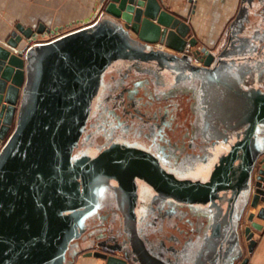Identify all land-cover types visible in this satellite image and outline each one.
Instances as JSON below:
<instances>
[{
    "label": "water",
    "instance_id": "1",
    "mask_svg": "<svg viewBox=\"0 0 264 264\" xmlns=\"http://www.w3.org/2000/svg\"><path fill=\"white\" fill-rule=\"evenodd\" d=\"M93 18L63 34L58 27L17 23L0 45V264H72L73 241L85 230L97 187L109 180L132 205L142 181L164 200L212 208L216 220L204 239L209 254L204 259L200 251L193 264H225L240 256V236L251 252L254 233L263 227L254 219L264 221V90L241 91L238 116L249 114L247 133L226 140L228 149L207 180L178 178L152 154L119 144L95 157L73 154L104 75L115 63L169 69L183 62L192 74L217 83L226 73L250 68L244 58L201 48L195 55L202 66L193 64L185 51L197 40L162 0H107ZM45 32L53 37L41 42ZM226 114L221 120H229ZM244 200V207L237 206ZM247 205L257 212L240 230ZM127 217L137 227L133 207ZM127 234L128 247L102 242L83 256L102 264H175L153 258L139 233L138 246ZM248 262L245 257L239 264Z\"/></svg>",
    "mask_w": 264,
    "mask_h": 264
},
{
    "label": "flooded vegetation",
    "instance_id": "2",
    "mask_svg": "<svg viewBox=\"0 0 264 264\" xmlns=\"http://www.w3.org/2000/svg\"><path fill=\"white\" fill-rule=\"evenodd\" d=\"M201 48L208 49L215 56L226 52L223 48V50L219 51L207 48L206 46H200V49ZM196 50H199L197 49V46L191 48V50L186 53L187 56L191 58L192 63L195 60L197 61V56L195 55ZM120 63L121 62L115 63L104 75L102 85L94 98L86 128L80 138L78 146L74 150L73 154L75 158H80L85 155L95 157L102 151L120 143L119 145H123L125 147L141 149L148 153L152 152L150 154L156 157L158 161L160 160L159 163L162 168L177 176L176 172H178L180 168H192L197 164L206 165L211 159L210 155H214L217 147H228L226 142L227 139H225L222 132L224 131V124L220 123L222 126H219L217 121H220L222 116L227 113V109L231 114L236 117L238 116L239 105L243 103L241 95L242 90L249 91L252 88L264 90V68L260 64H257L252 69L239 68L231 73H226L221 79L224 80V82L212 83L203 80L200 75H195L190 71H187L188 68H186L183 62L176 63L175 69L174 67L169 66L170 69L175 70L171 72L167 71V68L165 67L160 69L157 68L156 65L152 64L145 67H137L128 63ZM199 63L200 65L198 66H202V63ZM164 72L173 75L170 76V81L168 80L169 77L162 75ZM133 73L149 74L153 84H150V80L148 83L143 79L135 81V83L131 82V84L128 81H124ZM182 74L184 76L181 81H187L188 84H181V82L178 81V78L180 79L179 75ZM138 89L143 91L144 98H141L146 99L148 104H145L141 99L142 102L139 108L128 110L127 107H131L139 102L137 99H133V95L136 94ZM179 94H186L190 96L193 104H198L196 107L195 105L193 107L192 104L193 112L199 111L202 114L203 120H207L206 125L202 123L201 130L203 132L199 134L198 137H194L193 134L195 126L194 122L191 128L180 136V139L173 140L169 137L166 131H176V128L173 127L175 115H172V113L168 111L167 107H165L162 112L160 109L153 112L151 109L147 111L143 110V106L152 104L154 100H174L179 96ZM225 104L231 105H227L226 107ZM103 106H105V108H103ZM105 110L108 112L106 114H102ZM129 111L132 113L129 117H127L126 114ZM122 116L124 118H122ZM222 121L223 120H221V122ZM100 132H105V134H101ZM237 135L238 131L233 133L227 141H235ZM118 141L120 142L118 143ZM262 143L264 145V141ZM92 147L96 150L94 151ZM158 151L162 155L158 153ZM225 151L226 150L221 151L218 154L217 159L213 163L210 174L220 156ZM91 152H94V155H90L89 153ZM261 158L262 157L259 158L256 165V170L260 167L259 162ZM111 181L113 182V180ZM139 183L146 184L142 181H139ZM104 186L105 184L97 187L98 190L95 197L96 199L93 200V204L88 210V216L84 219L85 230L79 239L73 241L70 256L78 252L80 250V246L83 245L93 247L92 249H88L83 252L84 254L89 251L99 250V244L102 242H105L108 245L119 244L124 247H128L129 236L126 234L128 229L126 227V220L124 219V216L130 214L131 207L134 208L138 220L137 232L143 237V239L146 240L148 245H152L153 243L148 238L149 235L147 232L154 233L155 237L162 240L163 233L161 230L164 226L166 225L175 228L177 226V222L175 221L176 217H178V220L182 219L181 212H179L176 207L178 203L172 199H162L150 186L152 194L146 205H144L145 202L142 200L139 191L138 197L134 201L133 205L127 197L121 196L122 199L117 197V204L109 199L111 204L100 207L99 204L104 197ZM118 194L120 195V193ZM224 196H230L229 192ZM244 204L245 200L237 202V206L240 208L244 207ZM224 205H226V203ZM248 207L249 206L247 205L245 211ZM190 209H192L191 206ZM140 210L143 212H140ZM105 226L110 227V230L106 229ZM111 232L113 234H111ZM173 239L176 242H179L175 237ZM167 252L170 254L171 250H168ZM182 254L184 255V252H182Z\"/></svg>",
    "mask_w": 264,
    "mask_h": 264
},
{
    "label": "crops",
    "instance_id": "3",
    "mask_svg": "<svg viewBox=\"0 0 264 264\" xmlns=\"http://www.w3.org/2000/svg\"><path fill=\"white\" fill-rule=\"evenodd\" d=\"M102 1L0 0V41L5 42L8 39L13 30L12 24L22 23L24 25L26 22L25 26H29L28 23L37 26L41 23L49 28V24L55 23L54 19L58 20V25L65 24L67 26L84 22L90 16L93 17L97 6ZM162 4L166 10L186 21L190 26V37H195L203 46L218 51L224 49L235 59L244 58L241 62L248 64L251 69L257 64L264 68V0H194L193 2L162 0ZM83 8L89 9V13H87L89 17L82 16ZM44 35L48 36L46 32ZM44 35L39 38L45 37ZM161 48L171 54H176L165 47ZM195 207L196 210L191 209L192 212L190 211L191 217L194 215L198 217L195 222L193 221L195 226H193V222L191 226L188 225L191 234L179 224L178 217L175 220L177 222L175 228L165 225L161 230L162 240L155 237L154 233L147 232L150 236L148 238L153 243L147 248L153 258H161L160 252L163 247L166 249L167 256H171V253L168 254V250H175V253L181 258L179 263L171 260L175 264H193L200 251L205 259V256L209 254L207 243L204 241L210 232L208 231L209 218L208 214L204 213L205 206ZM250 212L256 214L257 210ZM199 213L201 214L200 219ZM254 221L263 226L262 230L254 233L255 245L249 252V242L244 236H240V256L233 264H239L245 257L249 260L248 264H264V221L256 218ZM174 234L180 236L179 242L173 239ZM92 248L87 245L80 246V250L72 255L70 262L72 264H102L93 257L83 256V252Z\"/></svg>",
    "mask_w": 264,
    "mask_h": 264
},
{
    "label": "rangeland",
    "instance_id": "4",
    "mask_svg": "<svg viewBox=\"0 0 264 264\" xmlns=\"http://www.w3.org/2000/svg\"><path fill=\"white\" fill-rule=\"evenodd\" d=\"M102 2L97 6V10L94 12V14L96 13L98 16L102 13L103 7H104L105 3L107 2V0H105L103 2V4H102ZM3 12H4V10H3ZM87 13H89V9L83 8L82 9V16L84 15V16L89 17L87 15ZM91 19H94V18L92 16H90L89 20H91ZM53 21L55 23L54 24H49V26H48L49 28L48 29H51L52 30V29L58 27L59 28L58 29V34H63V33H66L68 31H71V30H74L76 28H79V27H82V26L86 25L84 22H79V23L72 24V25H69L68 24V26L65 25V24H59L58 25L57 24V22H58L57 19H54ZM24 25H26V22H25ZM28 25L29 26H35V24H33V23H30V24L28 23ZM11 27L14 29L15 24H12ZM52 37H53L52 35H49V36L41 37V38H39V40L41 42H44V41H48V40L52 39ZM193 38H195V37H193ZM2 43H4V42L0 41V44H2ZM30 44H33V42H31ZM196 46H197V49H200V46H203V45H202V43L198 42V40H197ZM155 47H160V45H157V46L155 45ZM194 63L197 64V65H200V63L197 62L196 60L194 61ZM174 69H175V67H174ZM166 70L167 71H170V72L171 71H175V70H172L170 68L169 69L167 68ZM187 71H189V69ZM162 75L163 76H166V77H169V79H168L169 81L171 80L170 73L164 72V73H162ZM179 76H180V79L178 78V81H180L181 84H188L187 81H184V82L181 81L183 79L182 77L184 76L183 74L182 75H179ZM126 79L124 81H128L130 84H131V82L132 83H135V81L142 80V79L144 81L148 82V83H149V80H150L151 81L150 84H153L152 83V80H151V76L149 74L133 73V74H131ZM133 96H134L133 99H135V100L137 99V101H139V102H137V104H135V105H133L131 107L130 106L127 107L128 110H132L134 108L135 109L139 108L142 101L145 104L146 103L148 104V102H147L146 99H142V98H144L143 97L144 96V93H143V91L141 89H138L137 92H136V94L133 95ZM141 99H142V101H141ZM192 104H193V101L191 100L190 96H188L186 94H179V96L176 97V99H174V100H169V101L154 100L152 104H149L148 106H143V110H146L147 111V110L151 109V111L153 112V111H156V110L160 109L161 112H162L163 109L165 107H167L168 108V111L170 113H172V115H175V120H174V124H173L174 126L173 127L176 128V131L175 132H172L171 130H167L166 133L169 135V137L171 139L176 140V139H180V136L183 135L187 130H189L191 128L192 124H194V122H195V126H194V129H193L194 137H198V135L203 132L201 130L202 129L201 126H202V123L206 125L207 120H203L202 114L199 111H194L195 113L193 112L192 109H193L194 105L196 107V106H198V104L197 103L196 104H193V107H192ZM228 105H230V104H228ZM105 106H103V108H105ZM107 112L108 111L105 110V111H103L102 114H106ZM118 113H120V112H118ZM131 113H132L131 111L127 112L126 116L129 117ZM123 116H122V118H124ZM226 117H228L229 120L223 118V121L222 122H221V120L220 121H217L219 126H222V124H220V123H223L224 124L223 125L224 131H222V132L224 134L225 139L229 140V137L233 133H235L237 131H239V133H238L237 136H241V133L242 134H246L247 133V130L245 129L246 128L245 127L246 125L245 126H243V125L246 124V123H248L247 118L249 117V114L247 116H243V117L242 116H237V117L234 118V115L228 113V114H226ZM98 128H100V127H98ZM261 130H263V131H260V134L262 136V140L264 141V133H263L264 132V127ZM103 131H104V129H103ZM100 133L101 134L102 133L105 134V132H100ZM221 149H222L221 147H217L216 148L217 151H220ZM227 149H228V147H227ZM216 156H217V152L215 151L213 156H212V154L210 155V158L211 159L209 158L210 160L208 161V163L206 165L201 164V166H196L193 170H189V167H187L185 169H183V168L181 169L180 168L179 170H183V171H178V173H180V174L183 173L185 175L187 173H189V176L187 178L192 179V180H202V181L207 180L206 178L209 175V171H210L209 169L213 165V163H214V161L216 159ZM184 171H186V172H184ZM113 182L111 180H109L105 184V186H104V192H103L104 197L101 200V203L99 204L100 207H104V206H107V205L111 204L110 201H109V199H111L116 204L118 203L117 197H120L122 199L121 195L118 194L120 192L119 191V188H117V185H115V183H113ZM221 206H222L223 209L225 208L224 203ZM260 206H264V204H261ZM176 207L179 210V212H181V217H182V219L179 220V224L182 225V227L188 233L191 234V230H190V228H189L188 225L191 226V223L193 221L195 222L197 220V217L198 216L195 217V215H194L193 217H191L192 215L190 213V211H191L190 206H187L185 204H181V203L179 204L178 203V205ZM192 209L193 210H196V209H194V207H192ZM251 210L255 211L256 209H252V208H250V206L247 208V210L244 213V216L241 219L240 230L243 229L244 226H246V225L249 224V222L247 221V217L251 213L250 212ZM204 213H207L208 214L207 216L209 218V224H210V226H212L211 224H213V221L216 220L215 217H214V214H216L215 211H213L212 208L211 209H207L206 208V210H205ZM221 214L222 213L220 212V214H217V216H220L221 217ZM199 215H200L199 216V219H200L201 214L199 213ZM126 216H128V215H126ZM127 219L129 220L128 217H127ZM129 221H126V227H127L128 231H129L130 238L138 246V243H140V239H139V235H138V232H137V227H136V225L131 220H129ZM194 222H193V226H195V223ZM210 226H209V228H210ZM105 228L110 230V227H108V226H105ZM209 228H208V231H209ZM111 234H113V233L111 232ZM174 235H175L176 240L179 241L180 240V236L179 235H176V234H174ZM241 241H242V239H241ZM145 245H146V247L149 246L148 244H145ZM148 251L150 252L149 249H148ZM239 254L240 253L238 252L237 255H239ZM160 255H161L162 260H164V261L173 260V262L179 263V261L181 260V258H179V256L175 253V250H173V251L171 250V256H167L166 255V249H164L163 247H162V252H160ZM236 257H238V256H234L233 259L229 260L225 264H233L235 262V260H236ZM68 261H72V257L71 256H69Z\"/></svg>",
    "mask_w": 264,
    "mask_h": 264
},
{
    "label": "bare ground",
    "instance_id": "5",
    "mask_svg": "<svg viewBox=\"0 0 264 264\" xmlns=\"http://www.w3.org/2000/svg\"><path fill=\"white\" fill-rule=\"evenodd\" d=\"M99 17V16H98ZM194 63V62H193ZM121 64V63H120ZM125 64V63H124ZM195 64V63H194ZM170 76H173V75H171L170 74ZM171 78V77H170ZM244 86V85H243ZM121 136V135H120ZM124 138H125V136H124ZM114 139V138H113ZM139 140V139H138ZM128 141H129V137H128ZM133 141V140H132ZM136 141V140H135ZM120 141H118V143H119ZM124 142H125V139H124ZM137 142V141H136ZM109 143V142H108ZM117 143V142H116ZM128 143V142H127ZM120 144V143H119ZM122 144H123V142H122ZM125 145H126V143H125ZM128 145V144H127ZM130 145H131V138H130ZM108 146V145H107ZM137 146V145H136ZM142 146V145H141ZM131 147V146H130ZM133 147V146H132ZM219 147H221L222 149L220 150V151H217L216 149H215V151L217 152V156H218V154L221 152V151H224V150H226L227 149V146H219ZM90 149V148H89ZM92 149H94L93 147H92ZM96 149H94V151H95ZM145 150V149H144ZM152 150H154V149H152ZM151 150V151H152ZM160 150V149H159ZM100 151V150H99ZM178 151V150H177ZM97 152V151H96ZM150 153H152V152H150ZM157 153V152H156ZM158 153H160L159 151H158ZM90 155H94V152H91V153H89ZM161 154V153H160ZM159 154V155H160ZM162 155V154H161ZM174 155H175V153H174ZM164 156V155H163ZM217 156H216V159H217ZM162 157V156H161ZM215 159V160H216ZM166 160V159H165ZM160 161V160H159ZM172 161V160H171ZM189 162V161H188ZM193 162V161H192ZM164 163V162H163ZM200 163V162H199ZM166 164V163H165ZM196 164V163H195ZM172 165V164H171ZM180 165V164H179ZM182 165H185V164H182ZM170 166V165H169ZM188 166V165H187ZM196 166H201V164H197V165H195L194 167H192V168H189V170H193ZM213 166V165H212ZM211 166V167H212ZM170 167H172V166H170ZM169 167V168H170ZM211 167H210V171H211ZM168 168V169H169ZM178 168H180V167H178ZM185 169V168H184ZM169 170H171V169H169ZM176 170V169H175ZM172 171V170H171ZM178 171H183V170H178ZM210 171H209V175H210ZM173 172V171H172ZM184 172H186V171H184ZM189 172V171H188ZM176 174H177V176L178 177H184V178H187L188 176H189V173H187L186 175L185 174H180V173H178V172H176ZM209 175H208V177H209ZM207 177V178H208ZM206 178V179H207ZM140 196H141V198H142V200L145 202V204L144 205H146L147 203H148V199L150 198V196H151V194H152V189L149 187V186H147L146 184H142V183H140ZM172 205V204H171ZM173 206V205H172ZM206 208H208L207 206H205ZM144 208V207H143ZM169 208H170V205H169ZM260 208V207H259ZM162 209V208H161ZM164 209V208H163ZM140 212H143V211H141L140 210ZM161 213V212H160ZM163 214V213H162ZM158 215V214H157ZM156 218V217H155ZM144 220H145V218H144ZM154 220V219H153ZM152 220V221H153ZM144 222V221H143ZM150 223H152V222H150ZM147 224H149V223H147ZM145 226V225H144Z\"/></svg>",
    "mask_w": 264,
    "mask_h": 264
},
{
    "label": "built area",
    "instance_id": "6",
    "mask_svg": "<svg viewBox=\"0 0 264 264\" xmlns=\"http://www.w3.org/2000/svg\"><path fill=\"white\" fill-rule=\"evenodd\" d=\"M182 1H194V0H182ZM190 50H191V48L187 47L185 53H188ZM1 147L2 146H0V150H1Z\"/></svg>",
    "mask_w": 264,
    "mask_h": 264
}]
</instances>
